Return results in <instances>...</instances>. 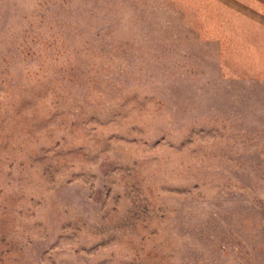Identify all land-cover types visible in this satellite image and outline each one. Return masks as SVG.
I'll return each instance as SVG.
<instances>
[{"label": "rangeland", "instance_id": "obj_1", "mask_svg": "<svg viewBox=\"0 0 264 264\" xmlns=\"http://www.w3.org/2000/svg\"><path fill=\"white\" fill-rule=\"evenodd\" d=\"M206 2L0 0V264H264V81Z\"/></svg>", "mask_w": 264, "mask_h": 264}, {"label": "crops", "instance_id": "obj_2", "mask_svg": "<svg viewBox=\"0 0 264 264\" xmlns=\"http://www.w3.org/2000/svg\"><path fill=\"white\" fill-rule=\"evenodd\" d=\"M201 7L199 32L217 42L223 76L264 81V0H207Z\"/></svg>", "mask_w": 264, "mask_h": 264}]
</instances>
